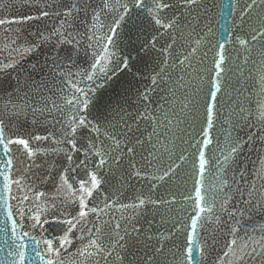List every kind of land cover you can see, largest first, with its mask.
Here are the masks:
<instances>
[{
	"label": "snow or ice",
	"instance_id": "snow-or-ice-1",
	"mask_svg": "<svg viewBox=\"0 0 264 264\" xmlns=\"http://www.w3.org/2000/svg\"><path fill=\"white\" fill-rule=\"evenodd\" d=\"M22 2L25 6L35 7L38 14L12 19L0 18V27L9 26L4 31L10 45L15 46L12 51L17 52L23 58L26 54L37 52L42 45L51 43L52 54L45 61L48 66L47 74L40 80H35L31 76L23 81L17 78L16 86L11 92L6 93L7 99L3 108L0 109V146L3 147L4 155L7 157L2 161L5 171L0 172L4 180L3 187L0 189V200L3 201L7 219L11 221L13 234V242L9 245L8 255L15 256L9 264H25L27 244L23 241L26 237L35 241L37 246L41 244V241L36 240L35 236H32L31 232L26 229L43 228V225L49 223L47 214L42 219L39 211L31 217L30 225L21 224L15 218L16 213L19 214L21 220L26 218L24 208L16 207L14 212V207L10 203V198H13L11 197L12 185L15 184L20 188L21 179L24 177L13 179L12 170L19 171L17 165L22 166L24 173H30L35 168H44L46 169L45 175L38 179L40 183H46L52 178L53 172L57 171V161L54 159L56 156H62L67 165L59 168L57 191L66 188L68 202L77 204L78 211L73 215L61 210L63 219L53 216L63 235L52 239H42L43 254L40 251L36 252L42 264H64L63 254L68 252V248L74 242L82 245L76 249V255L84 258L80 264H135V259H128L131 254L130 248L141 241H144L147 247V242L154 239L145 228V224L141 223L144 220L147 206H170L175 201V197L172 200L153 199L150 195L140 194L132 203L119 204V209L131 210L130 215L125 216L121 213L119 218L110 216L107 220L102 219V216L109 215L110 211L117 206L120 192V189L113 191L115 186L104 177L102 170L108 168L109 175H111L112 166L122 167V158L129 157L128 169L130 171L126 170L128 175L141 177L144 174L141 168L144 165L151 166L153 161L158 159L155 152L163 149L161 155L167 152L171 156V149L167 147L165 140L173 121L179 119L178 114L171 108L166 110L165 106L169 103L167 96L161 97L164 102L159 104V114H157L156 110L150 107L152 103L150 94L157 90L165 91V88L161 87L165 85L167 93L175 96L177 89L167 86L172 79V70L180 67L186 72L187 68L192 67L191 58L200 48L202 39H196L195 47H191L182 59L177 55L173 61L171 50L177 41V36L173 33L184 36L181 28L184 21L181 18L186 12L190 15L193 7H201L202 0H102L98 7L74 0L73 3L63 8L58 4L48 3V0H42V3L41 0H22ZM256 3L257 0H251L250 3L245 4V8L251 9ZM260 3L264 5V0H260ZM89 9H91L90 12ZM133 10L146 15L158 33L169 34L171 43L159 49L162 59L154 70L155 75L150 77L153 87L140 94L144 102L143 111H137L135 115L117 113L119 119L115 123L108 121L106 126L102 127L100 123L89 120L87 115L96 88L90 87L85 91L79 84L83 80L95 84L101 76L111 79L109 72L115 74L116 69L123 71L129 68L130 54L121 57L116 51L110 49L116 47L114 38L118 35L117 30L126 22V18L133 15ZM177 12L179 15L176 14ZM108 14H111V23L105 25L101 17ZM247 15L248 12L241 9L242 21ZM53 16L58 18L57 25L52 27L48 34L39 30L32 33L35 37L33 40L24 38L19 27H12V25H23L27 21H38ZM78 19L84 27L82 32L74 30ZM97 26L107 27L108 30L103 34H98ZM249 29L247 35L250 36L251 41L264 40V9L257 14L253 24L249 25ZM160 30H163V33ZM193 31H195L194 28ZM208 31L211 32V28ZM226 31H232L231 27ZM10 32L15 35H7ZM225 38L231 39L227 36ZM18 40H22L23 43L17 45ZM235 40L244 46L246 51L249 50L247 47L250 43L249 39L237 35ZM156 42L155 37L150 41L153 48ZM89 49L92 58L89 68L74 71L77 68L76 57L82 50L87 54ZM261 55L264 56V45L261 46ZM225 60V45L219 44L214 57V68L218 71L215 72V78L210 81V87L215 91H211L209 98L204 101L205 124L201 128L204 139L196 141V144L201 146L197 149L199 169L195 173L199 179L194 185L195 197L186 196L187 200L193 201L191 212L185 209L187 222L181 220L178 226L174 223L173 229L169 230V235L165 237L166 240H171L181 234L184 237L183 246L176 245V251L171 252L174 258L173 264H205L208 251L217 243L214 233L209 231L210 224L226 226L227 235L232 237L225 244L223 252V256L228 259H218L213 264H250V261L257 260L260 264H264V235L260 236L259 240L250 237L251 243L245 241L238 235L240 228L237 225L241 224V220L236 218L237 215L243 217L247 212L264 208V157L260 159V168L254 173L256 180L261 182L259 185L255 180L247 179L244 170H239L232 176V184L221 178L219 184L214 186L216 190L210 198H206L203 191L205 172L210 163V160L206 158L205 150L213 144L211 132L214 127V116L217 113V94L221 91L219 77L224 71L222 66ZM186 63L187 68L184 67ZM18 64L19 60H15L0 65V72H6L8 69L15 70ZM32 67L35 70L37 65ZM43 70V68L40 69L41 72ZM80 77H83V80L79 79ZM260 79L264 84V75H261ZM183 80L184 76H179L174 83L178 87H183L180 83ZM97 87H103V84ZM182 103L183 107L180 111H184L194 101L185 96ZM27 114L31 115L34 125L41 126L48 123V118L51 117L52 127L56 129V132L50 129L47 135L8 136L6 134V129L9 127L8 121ZM259 119L264 122V112L260 113ZM259 131L264 132V123L261 124ZM45 141L49 142L50 147L39 146L38 142ZM252 141V134H249L246 140L229 136L226 148L221 149L223 161L215 160V166L223 168L226 162L235 163L244 150V146ZM13 146H15V152ZM225 150L227 154H224ZM16 152L19 155H16ZM50 154L51 159H45L42 164L37 163L38 157H49ZM137 155L144 162V165L140 167L137 166L138 161L134 162ZM179 159L185 160L186 157L181 155ZM179 167V164H169L162 175L153 177V179L164 181L171 177ZM193 168H196L195 163ZM81 169L85 172L87 179L76 181L78 188L74 190L73 183L69 182V174ZM124 182V178H121L119 182L121 188ZM103 185L107 187L102 188ZM155 187L151 185L150 191ZM28 191L33 193L36 200L46 197V193L36 191L32 187H29ZM94 193L99 197V203H93L90 206V201L95 199ZM112 196H117V201H113ZM237 197L243 202V208L237 207ZM14 199L20 200L22 204L24 201L31 200L32 197L25 194L22 199L19 197H14ZM61 203L66 204V201L61 200ZM37 207L39 208V205ZM54 208L56 204L52 202L50 207L45 208V213ZM221 214L226 215L227 219H222ZM145 223L150 228L152 221L148 220ZM18 229L20 231H17ZM73 233H79V235L74 236ZM158 244V247L151 250V254L142 258L143 264H157V257L165 250L163 244L159 241ZM194 253L199 254V260L196 259ZM0 264H5V261H0Z\"/></svg>",
	"mask_w": 264,
	"mask_h": 264
},
{
	"label": "water",
	"instance_id": "water-1",
	"mask_svg": "<svg viewBox=\"0 0 264 264\" xmlns=\"http://www.w3.org/2000/svg\"><path fill=\"white\" fill-rule=\"evenodd\" d=\"M251 0H206L207 8V34L209 52L210 81L215 78L214 57L219 44L225 45V64L222 66L219 80L221 91L217 94V113L214 116V141L216 160L223 161L222 147L227 146L228 138L240 137L247 139L253 135V141L244 146L235 163L226 162L224 167H217L218 184L221 178L232 184V176L239 170L246 172V178L255 180L254 173L260 168V159L264 157V132L259 131L261 122L260 113L264 112V84L261 75H264V56L261 55V46L264 40L251 41L249 25L253 24L255 17L264 9V5L257 0L251 9L245 4ZM241 9L248 12L241 20ZM251 17L252 19H250ZM231 27L232 31H226ZM211 28V32L208 29ZM239 35L250 40L245 50L235 37ZM231 39H226L225 37ZM211 91L215 89L211 88ZM243 109V111H241ZM226 153V150L224 152ZM238 178V177H237ZM237 207L243 208V202L237 197ZM222 219L227 216L221 214ZM241 220L238 235L251 243L250 237L259 240L264 235V208L247 212L245 216L237 215ZM224 250L225 244L232 239L227 235V227L222 225ZM239 242V241H238ZM228 258L225 257V260ZM250 264H260L259 260L250 261Z\"/></svg>",
	"mask_w": 264,
	"mask_h": 264
}]
</instances>
